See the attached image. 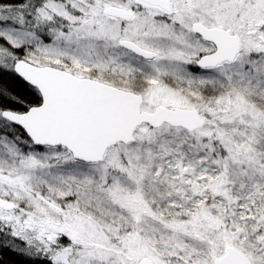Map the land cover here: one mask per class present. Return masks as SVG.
Listing matches in <instances>:
<instances>
[{
	"label": "snow or ice",
	"instance_id": "obj_1",
	"mask_svg": "<svg viewBox=\"0 0 264 264\" xmlns=\"http://www.w3.org/2000/svg\"><path fill=\"white\" fill-rule=\"evenodd\" d=\"M0 264H264V0H0Z\"/></svg>",
	"mask_w": 264,
	"mask_h": 264
}]
</instances>
